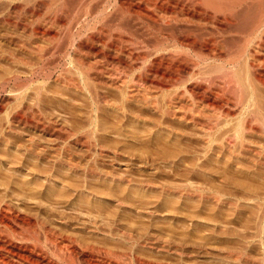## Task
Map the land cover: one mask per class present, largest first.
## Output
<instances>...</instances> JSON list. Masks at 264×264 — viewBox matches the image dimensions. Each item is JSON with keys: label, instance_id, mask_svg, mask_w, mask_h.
I'll list each match as a JSON object with an SVG mask.
<instances>
[{"label": "bare ground", "instance_id": "6f19581e", "mask_svg": "<svg viewBox=\"0 0 264 264\" xmlns=\"http://www.w3.org/2000/svg\"><path fill=\"white\" fill-rule=\"evenodd\" d=\"M2 66L0 264H264V0H0ZM48 83L83 115L48 113ZM96 132H154L153 149L136 165ZM140 194L249 212L252 235L187 240L201 230L148 224L166 215Z\"/></svg>", "mask_w": 264, "mask_h": 264}, {"label": "rangeland", "instance_id": "374dc122", "mask_svg": "<svg viewBox=\"0 0 264 264\" xmlns=\"http://www.w3.org/2000/svg\"><path fill=\"white\" fill-rule=\"evenodd\" d=\"M32 60L35 63V67H34V70H33V72H35V74H34L35 78H33V79L41 81L43 79V77L45 78V76L46 77L47 76H52L54 74V70H56V68L54 67V65L52 66L51 61H49V60L47 61L46 60L47 61L46 62L45 60H43V62L42 61L38 62V60H34V59H32ZM44 61L46 62V64L44 63ZM37 62H38V65H36ZM50 63H51V65H50ZM4 70L6 71V67H4V66L0 67V72H1L0 76L2 74H5ZM21 71H23L24 77H26L28 75V74L25 75V71L24 70H21ZM54 86H56V85L55 84H51V83L43 85L41 93H42V96L44 94V99L45 98L47 99V100L43 101V102L47 101L46 103H41V104H43L46 107L44 109L45 110L47 108L50 109V110L47 109L46 111L51 114V112L54 113V111L50 108V107H53L52 104L55 105V107H57L59 109H61V107H67V106H70V105L71 106L75 105L76 107L75 106L74 107L77 108L76 111H78L77 114L82 116L83 113H84V105H83L82 98L77 97V95L74 94L73 92H71L69 90H66V89H64V88H62L60 86H56V87H54ZM75 97H77V98H75ZM51 102H53V103H51ZM81 103H82L83 106L81 105ZM8 107L9 106L6 107V105L1 104V101H0V116L2 118H3L4 113H5V111H6V109ZM81 107H82V109H81ZM65 117H68V116H65ZM2 118L0 119V123H3L5 121ZM142 131H145V130L143 129ZM118 133L121 134V136H118V134L117 133L115 134V132H113V134H112V132H96L95 136L97 135V138H100V139L102 137H105V138L101 139L102 141H103V139L105 141H107L109 139V137H112V140L114 139V141L118 140V142L120 140L124 139L125 142L121 141L122 144L120 142L121 146H123V144H126V145L129 144L130 146H132L134 148V145L136 144L134 150L136 149L137 151H134L136 153H133V154H136L135 155L136 157L135 156H134L135 158L133 157V159H134L133 162H135L134 164L138 163L136 165H139V163L141 165V161L144 160L145 155L147 156V150H152L153 149V148L148 146L147 140L152 136V134L154 132H118ZM38 135H40V134H38ZM42 136H43V138L45 137L43 134H41V137ZM116 142L117 141H115V143ZM188 144H190V143H187V144H184V145L182 144V145H180V147L182 149H186L187 148L186 149L187 151L189 149H191L192 147H194V146L196 147L195 144H192V145L191 144L188 145ZM191 151H192V149H191ZM145 159H146V157H145ZM159 167H161V168L158 171L159 174L157 173V177L159 176V178L161 177V179H163L165 176H167V174L168 175H170V174L172 175L173 172H172L171 169L166 168V166H163V165H160ZM196 171H197V173L194 172L192 174V176L196 180L198 178V181H199V179H200V181H203L202 179H204V178H205L204 181L209 180V179H210L209 181H211L213 179V178H211L212 175L210 173L211 172L210 168H207V169L205 168V171L201 170V169H197ZM198 171L199 172L201 171L202 173H199ZM145 172H146V175H147V170H145ZM220 172H221V170H220ZM65 175L66 174H64V176ZM133 175L135 177H139V176H136L135 174H133ZM66 176L68 177V175H66ZM196 176H197V178H196ZM87 180L88 181H94L91 178H88ZM118 189L119 188L116 189L117 194L122 195L124 193L123 189H121V188H120L121 190H118ZM108 190L110 191V189H108ZM105 191L107 192V188L105 189ZM114 193H115V191H114ZM143 195L144 194H140V195H137V196L135 195L134 196L135 198H132L134 201H132V199H131V202H133V207L134 206L135 207H139V208L145 207V208H142V209H146L147 208L149 210H151V209L158 210L159 209L164 215H166L165 218H163L164 220L163 219H161V220L158 219V220H160V221H158L157 219L156 220L154 219V222L158 221L156 223H154L153 220L152 221L148 220L147 221L148 224H150V225L151 224H155V226H158V225L161 226L162 225V227H165V228L168 227L169 229H173V228L174 229H180L181 228L180 230H183V231H185V230H193V231H195V230L198 231L199 230L200 231L201 230V232H202L201 235H198V234H200V233H198V234H196V235H198L197 237L196 236H191V238H190V236L188 238H186V236L182 237V238H186L187 240L191 239L190 241H192V239H193L196 242H198V241L200 242V241H203L205 239L204 241L209 242V239L211 238L210 239L211 241L209 243H211L213 241L211 244L215 243L214 245H216V243L219 244V245H222V244H225V243L226 244H231V243H233L235 241H236L235 243L242 244L241 241L242 242L247 241L252 235L251 234L252 233V229H251L250 225L252 224L251 222L253 220V216L250 215L251 213H249V212H248V214H244L243 216H242V214H238V215H236L237 219H236V216L233 219V217L228 216L229 213L226 212L225 208H220V209L218 208L217 209L216 206H214V205L212 206V203L209 204L210 202L205 203V201L196 200L197 203H195L196 202L195 200H194L195 201L194 202L193 200H182V199H174V198L166 199V198H163V197H161L159 195L155 196V194H153V195L150 194L152 196L148 195V198H147V196H146L147 194L144 195L145 197ZM134 202H135L136 205H134ZM137 205H139V206H137ZM247 210H248V208H247ZM248 222L250 223V225H249ZM247 227H248V229H247ZM222 230H223V232H222ZM215 231H216V233H215ZM232 232H234V233H232ZM206 237H207V240H206ZM198 239H200V240H198ZM226 240H228V241H226ZM221 241H223V242H221ZM255 251H256V249H255Z\"/></svg>", "mask_w": 264, "mask_h": 264}]
</instances>
